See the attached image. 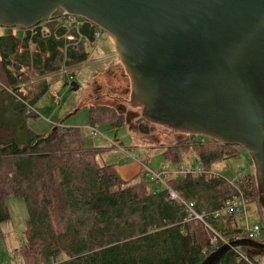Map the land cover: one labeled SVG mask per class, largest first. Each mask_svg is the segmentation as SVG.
I'll use <instances>...</instances> for the list:
<instances>
[{"label":"trees","instance_id":"obj_1","mask_svg":"<svg viewBox=\"0 0 264 264\" xmlns=\"http://www.w3.org/2000/svg\"><path fill=\"white\" fill-rule=\"evenodd\" d=\"M79 19L80 27H66L62 17H54L0 34V236L10 219L6 198H22L27 245L17 252L23 264H201L225 241L246 237L235 215H214L240 196L257 202L264 230L255 171L230 180L214 169L241 156L238 145L187 134L163 147V155L169 170L193 157L200 174H169L167 186L144 175L128 184L115 164L98 161L104 147L82 145L79 127L56 125L48 133L29 127L50 93L46 77L62 69L73 73L89 57L86 44L100 29ZM89 111L93 128L125 125L110 106ZM170 189L193 202L204 220L188 218L186 205L171 199ZM258 241L264 242V234ZM254 262L264 264V253L237 246L217 264Z\"/></svg>","mask_w":264,"mask_h":264},{"label":"water","instance_id":"obj_2","mask_svg":"<svg viewBox=\"0 0 264 264\" xmlns=\"http://www.w3.org/2000/svg\"><path fill=\"white\" fill-rule=\"evenodd\" d=\"M66 14L114 38L145 119L249 153L264 214V0H0L1 27ZM237 246L264 253V242L239 238L201 264Z\"/></svg>","mask_w":264,"mask_h":264},{"label":"rangeland","instance_id":"obj_3","mask_svg":"<svg viewBox=\"0 0 264 264\" xmlns=\"http://www.w3.org/2000/svg\"><path fill=\"white\" fill-rule=\"evenodd\" d=\"M60 17L64 22V16ZM11 29L0 26V34L10 33ZM86 46L89 57L85 63L74 67L73 73L62 69L46 77L50 81V93L36 107L37 116L29 121V127L38 133H48L56 125L79 127L82 145L104 147L98 161L115 163V166L119 167L121 177L128 180V184L137 182L141 175L150 179L145 171H141L144 168L133 156L138 155L150 168L160 171L163 165H167L163 147L184 138L187 134L145 119L142 116V108L130 103L131 80L117 55L115 40L111 35L100 28L96 39ZM115 53V58L119 59L120 64L113 62ZM124 73L127 75H123ZM71 82H76L77 90L67 84ZM53 95L60 98L59 103L54 102ZM93 106L114 108L123 116L125 125L112 127L101 123L96 128L91 127L89 110ZM121 106L125 107L123 112L120 110ZM141 126L148 132H141ZM250 161H253L252 158L243 149L241 156L220 162L214 169L227 179L233 180L241 174L255 171V166H252ZM182 164H195L194 158L186 159ZM6 203L10 219L1 225L0 264H23V259L17 251L27 245L26 204L22 198L14 195L8 196ZM248 209L249 223L262 225L263 216L257 202L250 201Z\"/></svg>","mask_w":264,"mask_h":264},{"label":"built area","instance_id":"obj_4","mask_svg":"<svg viewBox=\"0 0 264 264\" xmlns=\"http://www.w3.org/2000/svg\"><path fill=\"white\" fill-rule=\"evenodd\" d=\"M64 16V25L66 27H71V26H76L80 27L83 22L75 16L72 15H63ZM12 33L16 34L18 32V28H12ZM72 39V37H69ZM54 97V102L57 104L60 102V98L57 95H53ZM93 132L95 133V130L93 129ZM134 160L138 161L141 166L144 168L145 173L149 175L150 179H156L162 184H167L165 183V177L168 176L169 174H174L177 176H182V175H197L200 174L203 169L200 165L198 164H180L177 168L174 170H169L167 165L162 166V170L156 171L150 168L145 162L140 160V157L138 155L133 156ZM170 198L173 200H180L182 203H184L187 207L188 211V218H196L197 220L203 221L204 220V214L199 213L195 210L194 203L191 201H185L180 197V195L173 189H170ZM249 199H247L244 196L240 197H234L232 199H229L226 201L223 207L220 209L216 210L214 212V215L216 217H223L227 215H235L238 219L239 222H241L242 227L244 229V232L246 233V237L251 240H256L258 241V238L264 234V230L262 228V225L259 223H254L250 224L249 223ZM218 237L214 238V241H217ZM224 243H227L225 241ZM239 251V250H238ZM240 256L242 259H246V255L243 254L242 252H239ZM253 264H257V262H254Z\"/></svg>","mask_w":264,"mask_h":264},{"label":"crops","instance_id":"obj_5","mask_svg":"<svg viewBox=\"0 0 264 264\" xmlns=\"http://www.w3.org/2000/svg\"><path fill=\"white\" fill-rule=\"evenodd\" d=\"M11 32H12V30H11ZM114 57V59H115V61H113L114 62V64H120V61H119V59H117V58H115L116 57V53H115V55L113 56ZM144 161V160H143ZM136 162V161H135ZM146 162V161H145ZM138 163V162H137ZM147 163V162H146ZM113 164H115V163H113ZM139 164V163H138ZM148 164V163H147ZM116 167V166H115ZM116 169L118 170V172L120 173V171H119V167L117 168L116 167ZM141 171H143L144 172V170H142L141 169ZM126 180V179H125Z\"/></svg>","mask_w":264,"mask_h":264},{"label":"flooded vegetation","instance_id":"obj_6","mask_svg":"<svg viewBox=\"0 0 264 264\" xmlns=\"http://www.w3.org/2000/svg\"><path fill=\"white\" fill-rule=\"evenodd\" d=\"M123 75H127V74L124 73ZM98 88H100V87H98ZM120 110H121V112H123V111L125 110V107L121 106V107H120ZM128 115L131 116V114H128Z\"/></svg>","mask_w":264,"mask_h":264}]
</instances>
